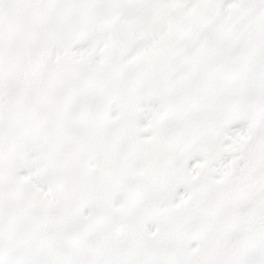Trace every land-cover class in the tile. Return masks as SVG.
<instances>
[{
  "label": "snow or ice",
  "instance_id": "snow-or-ice-1",
  "mask_svg": "<svg viewBox=\"0 0 264 264\" xmlns=\"http://www.w3.org/2000/svg\"><path fill=\"white\" fill-rule=\"evenodd\" d=\"M0 264H264V0H0Z\"/></svg>",
  "mask_w": 264,
  "mask_h": 264
}]
</instances>
